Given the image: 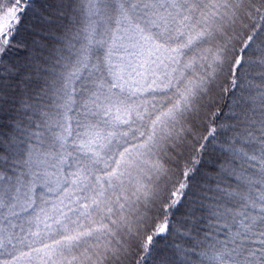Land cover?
Here are the masks:
<instances>
[{
	"label": "snow or ice",
	"instance_id": "snow-or-ice-1",
	"mask_svg": "<svg viewBox=\"0 0 264 264\" xmlns=\"http://www.w3.org/2000/svg\"><path fill=\"white\" fill-rule=\"evenodd\" d=\"M0 264H264V0H0Z\"/></svg>",
	"mask_w": 264,
	"mask_h": 264
}]
</instances>
